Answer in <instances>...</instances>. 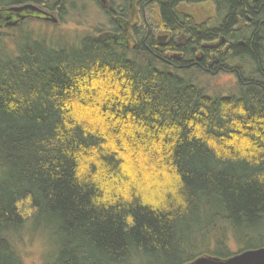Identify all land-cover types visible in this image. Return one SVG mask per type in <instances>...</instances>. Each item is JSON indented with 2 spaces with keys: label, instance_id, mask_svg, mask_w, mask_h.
I'll use <instances>...</instances> for the list:
<instances>
[{
  "label": "trees",
  "instance_id": "obj_1",
  "mask_svg": "<svg viewBox=\"0 0 264 264\" xmlns=\"http://www.w3.org/2000/svg\"><path fill=\"white\" fill-rule=\"evenodd\" d=\"M116 1L102 7L110 31L0 46V264H23L24 229L45 235L44 264L264 247V0H213L202 23L178 7L205 0H140L156 15L133 27ZM125 22L126 43L105 38ZM191 71L232 74L237 88L210 95L179 74Z\"/></svg>",
  "mask_w": 264,
  "mask_h": 264
},
{
  "label": "rangeland",
  "instance_id": "obj_2",
  "mask_svg": "<svg viewBox=\"0 0 264 264\" xmlns=\"http://www.w3.org/2000/svg\"><path fill=\"white\" fill-rule=\"evenodd\" d=\"M66 9L63 10L62 17L57 23H44L36 20H30L22 24L18 29H0V46L4 51L11 52L14 49L13 40L17 38V34L21 32L29 33L31 37L44 40L45 43L58 46L59 44H75L79 38H82L87 33L98 34L111 30L109 17L102 10L100 0L93 2L92 0H64ZM140 0H127L124 4L121 0H117L116 4L124 6L127 9V16L131 21L130 27L141 25L143 21L151 23L153 16L156 15V10L151 13L149 9L141 15L139 6ZM72 5V7H71ZM123 9V7H122ZM178 10L184 14L191 15L198 23L210 21L215 14L213 0H205L198 4H181ZM158 22V21H157ZM117 34V33H116ZM120 34V33H119ZM157 37H163L164 42L170 39V35L161 28L156 30ZM126 38H131V33L127 31ZM181 75L190 76L201 87H204L210 95H226L235 92L237 81L234 75L223 72H216L213 75H204L199 72H187ZM23 264H44V257L47 253V244L45 235L42 233L32 232L30 229H24L23 232L16 238L15 244ZM228 250L231 254L238 253L240 247L232 240L227 243Z\"/></svg>",
  "mask_w": 264,
  "mask_h": 264
},
{
  "label": "flooded vegetation",
  "instance_id": "obj_3",
  "mask_svg": "<svg viewBox=\"0 0 264 264\" xmlns=\"http://www.w3.org/2000/svg\"><path fill=\"white\" fill-rule=\"evenodd\" d=\"M92 1L96 2L97 0L96 1L92 0ZM100 1L104 3L102 5L103 7H108V0H104V1L100 0ZM133 1L134 0H132L130 6L133 4ZM58 3L59 0H0V29L17 28L18 26L30 20L49 23L51 21L46 19L47 15H51L55 17L58 21H60L59 12L61 7ZM21 7H26V9L21 12L11 11V8H21ZM21 16H24V18L20 19ZM129 21L131 22L132 20ZM248 21L249 22L247 24V27L251 28L252 27L251 23L254 21L251 18H248ZM9 22H16V23L14 25H7ZM120 28H122V26ZM126 34H127V30L123 37L125 41H126V37H125Z\"/></svg>",
  "mask_w": 264,
  "mask_h": 264
},
{
  "label": "water",
  "instance_id": "obj_4",
  "mask_svg": "<svg viewBox=\"0 0 264 264\" xmlns=\"http://www.w3.org/2000/svg\"><path fill=\"white\" fill-rule=\"evenodd\" d=\"M104 1V0H103ZM26 7H21V8H11V11L15 12H21L25 10ZM48 20H50L53 23H57L58 20L51 16L47 15L46 16ZM24 16H21L20 19H23ZM16 22H9L7 25H14ZM128 22H125L122 26V29L124 31L123 34L120 35H113V34H107L105 38L107 39H112L116 42H123L126 43V41L123 39ZM120 26V27H121ZM163 37H157V41L159 42L160 45H165ZM207 46H214L213 44L209 45L206 44L205 47ZM188 264H264V247L256 248V249H250V250H244L242 252L235 253L227 258H219L216 256H201L196 258L194 261L188 263Z\"/></svg>",
  "mask_w": 264,
  "mask_h": 264
}]
</instances>
